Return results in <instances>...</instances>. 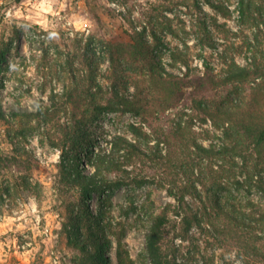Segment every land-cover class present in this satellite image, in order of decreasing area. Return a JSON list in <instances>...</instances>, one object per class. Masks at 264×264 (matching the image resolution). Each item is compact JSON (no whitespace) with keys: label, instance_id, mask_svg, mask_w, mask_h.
Returning <instances> with one entry per match:
<instances>
[{"label":"rangeland","instance_id":"rangeland-1","mask_svg":"<svg viewBox=\"0 0 264 264\" xmlns=\"http://www.w3.org/2000/svg\"><path fill=\"white\" fill-rule=\"evenodd\" d=\"M228 2L230 18H223L203 0L204 13L196 9L193 0H0V50L7 49L0 63V107L6 117L0 118V264H82V252L70 245L63 226L68 209L80 211L81 198L77 189H69L62 181L58 167L62 146L79 122L94 150L102 147L109 151L114 135L144 142L130 131L131 123L143 125L146 132L152 133L131 111L91 115L93 107L84 100L60 109L52 106V94L71 88L70 72L79 79L89 73L85 66L88 42L97 47L96 81L107 90L98 95L97 102L106 104L116 74L124 80L121 90L129 98L152 92L145 74L148 64L132 59L128 51L134 28L146 26L149 33L155 27L160 31L165 44L157 50L161 66L183 80L178 102L160 119H151V128L171 130L179 113L190 112L197 140L207 147L221 145L222 130L214 128L210 121H202L203 115L192 109L194 102L218 105L233 98L264 103V84L254 89V81L262 77L235 90L234 85L202 87L211 78L220 80L225 76V58L251 67L258 32V50L262 51L260 60L264 65V25L260 32L251 20L242 21L238 0ZM256 2L258 13L264 15V0ZM198 17L225 23L231 30L229 38L225 40L214 32L217 47L201 45L197 40ZM168 25L178 35L166 33ZM175 48L188 54L189 67L172 58ZM83 84L87 87L89 82L85 80ZM56 100L61 103L64 99ZM183 121L189 122V117H183ZM154 142L151 137V144ZM235 160L240 161L239 157ZM84 166L86 170L94 168L86 163ZM102 174L110 179L118 177L114 171ZM135 174L151 176L159 171L146 166L135 170ZM227 181V187L220 192L222 202L238 206L252 202L257 210L254 216L260 218L264 194L255 186L238 188L232 179ZM5 186L10 188L9 194ZM187 199L194 209L203 206L192 196ZM175 205L166 188L156 184L115 188L108 203H100L99 196L92 194V214L97 215L100 207L106 211L101 221L110 241V264H117L118 242L131 260L126 258L125 264H151L146 235L153 219L165 207L173 209ZM169 215L174 217L172 212ZM218 222L227 224L222 218ZM176 231L175 226H170L166 245L180 248L178 264H244L238 257L239 247L231 239L193 227L189 239L183 240L173 238ZM257 232L263 236L258 244L264 250V233Z\"/></svg>","mask_w":264,"mask_h":264},{"label":"trees","instance_id":"trees-1","mask_svg":"<svg viewBox=\"0 0 264 264\" xmlns=\"http://www.w3.org/2000/svg\"><path fill=\"white\" fill-rule=\"evenodd\" d=\"M228 1L203 0L223 18H230L232 14ZM193 2L196 9L204 13L201 0ZM181 3L188 6L186 1ZM257 7L256 0H238L237 9L242 21L251 20L260 31L261 25H264V15L258 13ZM197 21V40L203 46L217 47L218 41L214 32L225 40L231 34L226 24L220 23L216 18L210 20L198 17ZM166 33L178 35L171 25H168ZM161 36L155 27L150 28L148 33L146 26L141 30L134 28L130 36L129 56L135 60L141 59L149 66L145 74L152 92L147 96H139L137 93L131 98L126 96L121 90L125 82L116 74L110 88L111 96L106 104L97 102L98 95L107 90L96 81L99 61L96 55L97 47L91 41L85 46V66L89 73L79 79L74 72H70L71 88L65 89L62 94L54 93L51 96L52 106L58 109L63 105L84 100L93 107L91 115L131 111L140 117L141 122L147 124L152 132H146L143 125L131 123L130 131L144 142L114 135L109 151L102 147L94 150L93 143L86 138L82 123L76 125L73 134L67 137L62 146L58 165L62 181L69 189H77L81 198L80 211L68 209L66 221L63 223L68 242L81 250L82 264H110V241L101 221L106 211L100 207L97 215L92 214L89 210L92 194L99 196L100 203H108L115 188L126 184H156L166 188L176 205L173 209L165 207L163 212L153 219L146 235V248L151 264L179 263L180 248L175 244L166 245L170 226H175L177 230L173 238L183 240L189 239L193 227L203 233L216 232L234 241L239 247L238 257L244 264H264V250L258 244L263 240V236L257 232L259 230L264 233V209L259 213L260 218H256L254 214L257 210L252 202L243 206L232 202L224 204L220 195L230 179L238 188L250 189L255 186L264 194V103H247L233 98L228 103L218 105L194 102L192 109L203 115L202 121H210L214 128L222 130L224 142L221 145L212 144L207 147L197 140L191 129L193 116L190 112L179 113V119L171 130L151 128V119H160L168 108L176 105L183 80L161 66L157 53L158 47L165 45ZM255 38L257 43L253 45L251 67L240 66L234 58H225V76L220 80L211 78L204 82L202 87L234 85L235 90L259 77H262L261 81H254V89H257L261 82L263 86L264 65L260 60L262 51L258 50V45L261 44L259 32ZM109 45L112 49L115 47L113 44ZM6 51L7 49L0 50V63L4 60ZM171 55L174 60L180 61L186 68L189 67L188 54L183 50L175 48ZM115 62L114 56L112 63ZM85 80L89 82L87 87L83 84ZM56 98L64 100L60 103ZM185 116L189 117V122L183 121ZM0 118L6 120L1 107ZM151 137L155 140L152 144ZM236 157H239L240 161L235 160ZM84 163L94 167L93 170H86ZM146 166L158 170L159 174H135V170ZM103 171H114L118 173V177L110 179L102 174ZM4 191L9 194L10 188L5 186ZM188 196L196 198L203 206L194 209L187 199ZM170 212L174 217L169 215ZM220 218L227 221V224H218ZM116 257L117 264H125L126 258L131 262L120 242L116 248Z\"/></svg>","mask_w":264,"mask_h":264}]
</instances>
